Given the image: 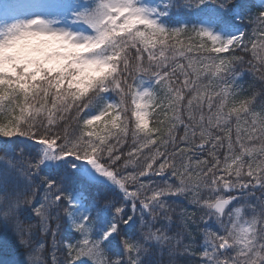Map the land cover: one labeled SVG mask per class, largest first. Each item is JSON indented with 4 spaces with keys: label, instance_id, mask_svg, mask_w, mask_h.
Returning <instances> with one entry per match:
<instances>
[{
    "label": "snow or ice",
    "instance_id": "1",
    "mask_svg": "<svg viewBox=\"0 0 264 264\" xmlns=\"http://www.w3.org/2000/svg\"><path fill=\"white\" fill-rule=\"evenodd\" d=\"M0 241L264 264V0H0Z\"/></svg>",
    "mask_w": 264,
    "mask_h": 264
},
{
    "label": "trees",
    "instance_id": "2",
    "mask_svg": "<svg viewBox=\"0 0 264 264\" xmlns=\"http://www.w3.org/2000/svg\"><path fill=\"white\" fill-rule=\"evenodd\" d=\"M247 79V77H245ZM182 132V129H181ZM178 204H183L186 203L182 199L177 201ZM197 243H200L199 238L197 239ZM18 253L14 250L12 247V244L10 241H0V260H5V259H11L14 256H17Z\"/></svg>",
    "mask_w": 264,
    "mask_h": 264
},
{
    "label": "rangeland",
    "instance_id": "3",
    "mask_svg": "<svg viewBox=\"0 0 264 264\" xmlns=\"http://www.w3.org/2000/svg\"><path fill=\"white\" fill-rule=\"evenodd\" d=\"M151 126V125H150Z\"/></svg>",
    "mask_w": 264,
    "mask_h": 264
}]
</instances>
